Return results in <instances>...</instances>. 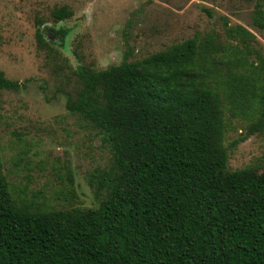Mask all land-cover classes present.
<instances>
[{
	"label": "trees",
	"instance_id": "trees-1",
	"mask_svg": "<svg viewBox=\"0 0 264 264\" xmlns=\"http://www.w3.org/2000/svg\"><path fill=\"white\" fill-rule=\"evenodd\" d=\"M51 13L72 15L66 6ZM254 19L264 28V16ZM35 25L40 48L64 44L68 28ZM225 32L251 35L241 25ZM213 38H188L137 65L124 57L76 67L81 87L65 107L111 153L91 183L100 203L33 210L12 195L0 161V264H264V171L229 170L222 141L223 99L233 114L256 115L252 128L263 125L264 63H244L229 42L216 50ZM23 85L0 70V89Z\"/></svg>",
	"mask_w": 264,
	"mask_h": 264
},
{
	"label": "rangeland",
	"instance_id": "rangeland-1",
	"mask_svg": "<svg viewBox=\"0 0 264 264\" xmlns=\"http://www.w3.org/2000/svg\"><path fill=\"white\" fill-rule=\"evenodd\" d=\"M62 6L72 15L57 21L51 12ZM259 16L264 0H0V70L24 84L0 89V161L12 195L43 211L100 203L102 193L91 183L93 174L108 169L111 153L104 135L65 107L66 94L76 97L81 87L77 66L104 69L124 57L137 65L207 35L216 50L229 42L244 63L261 64L264 28L254 19ZM37 19L68 28L64 44L40 48ZM235 25L251 35L228 38L225 30ZM222 102L227 168L264 171V119L252 128L256 115L233 114Z\"/></svg>",
	"mask_w": 264,
	"mask_h": 264
}]
</instances>
